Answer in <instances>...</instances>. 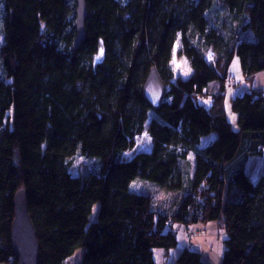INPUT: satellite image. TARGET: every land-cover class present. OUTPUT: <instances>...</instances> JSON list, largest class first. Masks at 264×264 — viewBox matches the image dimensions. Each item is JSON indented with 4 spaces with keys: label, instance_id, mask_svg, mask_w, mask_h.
Masks as SVG:
<instances>
[{
    "label": "trees",
    "instance_id": "16d2710c",
    "mask_svg": "<svg viewBox=\"0 0 264 264\" xmlns=\"http://www.w3.org/2000/svg\"><path fill=\"white\" fill-rule=\"evenodd\" d=\"M85 3V40L72 52L76 0H0V264H17L10 233L20 190L38 264H61L78 248L81 264H155L153 250L177 245L173 225L218 220L221 264H264V174L253 181L247 172L264 157V94L231 100L236 130L225 111L235 58L246 81L264 73V0ZM176 47L187 79L174 75ZM153 68L166 86L158 110L142 94ZM144 132L150 152L123 159ZM76 157L86 162L78 170ZM186 170L191 189L177 211L130 189L139 180L181 186ZM175 264L208 263L185 249Z\"/></svg>",
    "mask_w": 264,
    "mask_h": 264
},
{
    "label": "rangeland",
    "instance_id": "374dc122",
    "mask_svg": "<svg viewBox=\"0 0 264 264\" xmlns=\"http://www.w3.org/2000/svg\"><path fill=\"white\" fill-rule=\"evenodd\" d=\"M245 36L246 38H253V33L247 31ZM171 65L174 75L183 79L189 78L193 73L187 59L180 55L178 47L174 50ZM231 72L233 74V81L231 83L234 84L226 91L225 111L229 123L232 125L233 129L236 130V115L233 114L231 110V100L234 97L251 90H256L264 94V74H257L252 80L246 81L241 72L239 60L237 58L232 62ZM202 103L205 106H210L211 99ZM11 117L12 111L7 114L8 119H11ZM215 139L216 135L214 133L204 136L201 138L199 147L204 148ZM151 147V140L147 133L144 132L141 136L135 138L134 148L126 152L123 159H130L138 153L150 152ZM187 159L194 165L193 154L190 153ZM75 160L76 170L83 168L82 165L86 163L80 157H76ZM247 169L248 175L253 181L260 178L264 174V157L252 158L248 163ZM191 176L192 172L186 170L182 185L178 187H170L169 189L150 184L146 181L143 182L142 180L132 183L130 189L135 193L151 194L156 208L166 212L170 211L171 213L172 211L178 210L181 201L190 191ZM226 200L227 198L224 197V204L226 203ZM97 209V205L93 207L90 220H93L95 217ZM172 231L176 237V247L168 252L162 249L153 250L155 264H175L177 256L185 249L198 252L202 257V261L208 264H221L224 253V240L226 238L223 221L218 220L207 223L198 222L189 224L188 226L175 224L172 227ZM83 253L84 249L78 248L74 251L72 256L64 260L61 264H81Z\"/></svg>",
    "mask_w": 264,
    "mask_h": 264
},
{
    "label": "water",
    "instance_id": "95a60500",
    "mask_svg": "<svg viewBox=\"0 0 264 264\" xmlns=\"http://www.w3.org/2000/svg\"><path fill=\"white\" fill-rule=\"evenodd\" d=\"M76 37L71 46L75 52L85 40V23L87 8L85 0H76ZM166 93V86L160 80L153 68L144 82L142 94L145 101L154 109L161 107ZM14 218L11 226L10 243L13 254L17 257V264H38L39 244L34 225L29 216L25 191L20 190L14 196Z\"/></svg>",
    "mask_w": 264,
    "mask_h": 264
},
{
    "label": "crops",
    "instance_id": "0c3cea01",
    "mask_svg": "<svg viewBox=\"0 0 264 264\" xmlns=\"http://www.w3.org/2000/svg\"><path fill=\"white\" fill-rule=\"evenodd\" d=\"M264 74V73H263Z\"/></svg>",
    "mask_w": 264,
    "mask_h": 264
}]
</instances>
